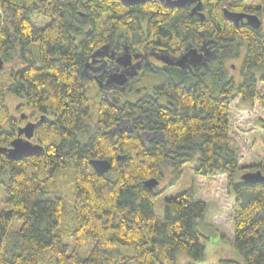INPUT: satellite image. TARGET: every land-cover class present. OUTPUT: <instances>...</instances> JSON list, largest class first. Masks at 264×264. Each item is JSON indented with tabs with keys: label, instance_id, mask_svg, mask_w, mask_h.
Listing matches in <instances>:
<instances>
[{
	"label": "trees",
	"instance_id": "trees-1",
	"mask_svg": "<svg viewBox=\"0 0 264 264\" xmlns=\"http://www.w3.org/2000/svg\"><path fill=\"white\" fill-rule=\"evenodd\" d=\"M202 1L205 21L190 7L159 1L128 7L120 0H0V58L11 64L0 69V149L10 147L18 131L10 97L41 115L35 141L44 147L16 161L0 152V183L11 206L0 213V264H177L181 251L204 261L209 238L199 225L208 215L206 202L189 191L165 200L164 220L155 213L165 171L176 183L189 164L204 179L225 176L235 195L239 259L221 256L217 264H264V183L241 180L240 152L231 144L234 100L259 99L264 109V26H236L224 16V9L251 10L248 0ZM33 15L50 22L40 27ZM206 43L219 62L236 59L246 45L240 83L220 64L187 85L165 82L154 97L136 103L102 98L94 119L92 82L84 71L97 51L110 45L120 52L128 45L179 57ZM91 160H109L111 170L99 175ZM69 166L75 177L71 253L60 235L66 201L47 192ZM254 171L264 174V167L246 173ZM151 179L160 182L154 190L144 185ZM18 222L22 226L14 230ZM89 239L95 247L82 257ZM42 253L50 254V263L41 262Z\"/></svg>",
	"mask_w": 264,
	"mask_h": 264
},
{
	"label": "rangeland",
	"instance_id": "rangeland-1",
	"mask_svg": "<svg viewBox=\"0 0 264 264\" xmlns=\"http://www.w3.org/2000/svg\"><path fill=\"white\" fill-rule=\"evenodd\" d=\"M247 8L253 9L264 4V0H248ZM0 15L4 16V12L0 10ZM33 20L40 27L46 26L49 18H43L37 15L32 16ZM246 52V45L243 46ZM242 60H240L242 64ZM222 64L224 71L228 78L235 77V81L239 83L238 73L241 64L236 59L227 58L221 62L215 60L212 63L211 70ZM11 64H5L4 70H9ZM257 76L261 75V71H257ZM166 75L164 72L148 73L139 83H133V91H129L121 98V103L132 102L136 103L138 100L145 96L154 97V89L165 83ZM234 79V78H233ZM179 81V77L177 76ZM262 86H260V89ZM99 86L94 82L90 84L88 90L89 100L92 107V114L94 119L98 116L99 100L102 99L99 91ZM160 103L165 104L164 98H158ZM25 102L21 98L10 97L8 98V105L11 114L18 119V128L24 127L26 120L22 119L25 114L31 117L32 122L40 119L41 115L32 109L27 108ZM22 108L18 111V108ZM231 138L232 146L239 149L240 163L243 171L249 170L251 167L262 166L264 167V109L259 102V99L252 103L245 101L241 96L237 97L231 106ZM51 119L52 117L49 116ZM36 143L35 139L32 140ZM253 170H255L253 168ZM64 171L68 174L55 179L47 190L52 195H59L66 201V215L63 223L64 230L60 232L63 242L69 246L70 253L75 249V238L70 236V230L75 227L76 223L70 213V203L75 196V177L74 169L69 166ZM256 172V171H254ZM245 173H242L245 174ZM158 190L161 195L155 202V213L160 220L165 217V200L168 198L176 197L182 193L192 191L201 201L208 204V215L206 219L199 225V230L204 233L208 238V243L205 251V259L202 262H194L184 251L178 253L177 264H217L220 257L239 259L238 252L234 248V234H235V195L231 190L227 178L225 176L216 177L214 179H204L197 176L193 171V165L189 164L185 167L182 179L173 183L170 177V171H165V176L162 179ZM47 194V197H52ZM73 202V201H72ZM11 206L7 203V195L4 186L0 183V213L10 210ZM22 226L18 222L14 226V230ZM96 241L89 239L86 244L79 250L82 257H88L94 249ZM124 253L132 254L128 248H121ZM42 263H50V254H41Z\"/></svg>",
	"mask_w": 264,
	"mask_h": 264
},
{
	"label": "flooded vegetation",
	"instance_id": "flooded-vegetation-1",
	"mask_svg": "<svg viewBox=\"0 0 264 264\" xmlns=\"http://www.w3.org/2000/svg\"><path fill=\"white\" fill-rule=\"evenodd\" d=\"M187 7H190L192 11L193 6H187ZM263 12H264V4L258 7H253V9L249 11H243L238 13H245L248 15L258 16L259 19L262 21L261 28H263L264 19L263 16H261ZM246 21L247 20L244 19V22H241L240 25L244 26ZM243 46L244 45L242 44L240 47V52L236 58V60L239 61L240 64H241L240 60L243 59L244 61L246 55V52H244L243 50ZM196 49L200 50L199 53L201 52L204 54V59L202 60L201 65L199 67H195L193 65L186 64L185 68H180L173 63L177 62L178 59L184 53H186L187 50L181 56L177 57L171 54L170 52H161L155 49L143 50L141 52L132 51L128 45L124 46L123 51L117 52L115 46L111 47L110 45H107V47L105 48L103 47L102 49L97 51L98 53L96 52L98 55H95L96 54L95 53L88 60V64L89 63L90 64L87 67V69H85L84 76L88 78L91 82H94L97 86H99L100 88L99 90L101 91L100 95L102 98L110 102H120L123 95L127 94L129 91H133V86H132L133 83L134 84L139 83L150 72L156 73L162 71L166 75L165 82L170 81L178 85L179 84L187 85L193 83L194 81H197L198 77H200L201 75H205L206 72L211 69L212 63L218 58L213 48L209 46L208 43ZM125 50L127 51V54L131 56V59L127 61V65L120 64L117 61L118 57L121 56L125 52ZM116 75L127 76V84L125 87L122 88L119 87L117 84L113 83L112 78H115L114 76ZM177 76L179 77V81L177 80ZM238 76L239 79H241L239 81L240 83L243 79L241 75V66ZM233 78H232L233 80L236 79L235 77ZM25 120L27 121L25 126L28 123L36 124V128H35V136H36V129L38 122L37 121L32 122L30 116H27ZM20 128L22 127H19L18 129ZM17 134L18 131L16 133L15 138L17 137ZM35 136L32 140L35 139Z\"/></svg>",
	"mask_w": 264,
	"mask_h": 264
},
{
	"label": "water",
	"instance_id": "water-1",
	"mask_svg": "<svg viewBox=\"0 0 264 264\" xmlns=\"http://www.w3.org/2000/svg\"><path fill=\"white\" fill-rule=\"evenodd\" d=\"M152 1H159L165 4L169 8H184L187 6H193L192 15L200 17L201 21H205V15L203 13V1L202 0H120L124 6L142 5ZM224 16L236 26H239L244 19L247 21L245 25L252 27L253 29H260L262 27V21L256 15H248L245 13L231 12L228 9H224ZM107 47V46H105ZM104 47V48H105ZM200 50L196 48H189L177 62L173 63L180 68H185L186 64L199 67L204 54L199 53ZM203 51V50H202ZM98 53V52H97ZM95 55H98V54ZM94 55V56H95ZM131 59V56L127 54V51L118 57L117 61L120 64L127 65V61ZM90 64V63H89ZM89 64L86 66H89ZM4 62L0 58V69L3 68ZM112 78L113 83L119 87H125L127 84L126 75H116ZM22 118H27V115L23 114ZM44 119V118H43ZM36 124L28 123L25 127L18 129L17 137L12 141L10 147L1 148L0 152L6 154L10 160L16 161L24 156H33L43 152L44 147L39 143H33L32 139L35 136ZM91 165L99 175H104L111 170L112 164L109 160H91ZM241 180L246 184L264 183V174L261 171L248 172L241 176ZM160 182L157 179H151L144 183L145 187L149 190H154L159 186ZM2 243V233L0 231V246Z\"/></svg>",
	"mask_w": 264,
	"mask_h": 264
}]
</instances>
